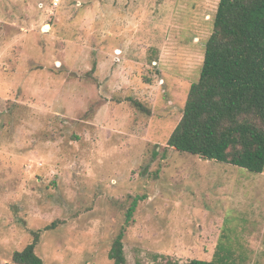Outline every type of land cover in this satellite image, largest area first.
I'll list each match as a JSON object with an SVG mask.
<instances>
[{
    "label": "rangeland",
    "instance_id": "obj_1",
    "mask_svg": "<svg viewBox=\"0 0 264 264\" xmlns=\"http://www.w3.org/2000/svg\"><path fill=\"white\" fill-rule=\"evenodd\" d=\"M219 2L0 0V264L37 232L44 264H114L124 228L126 264H264V173L166 147Z\"/></svg>",
    "mask_w": 264,
    "mask_h": 264
},
{
    "label": "trees",
    "instance_id": "obj_2",
    "mask_svg": "<svg viewBox=\"0 0 264 264\" xmlns=\"http://www.w3.org/2000/svg\"><path fill=\"white\" fill-rule=\"evenodd\" d=\"M166 147L204 161L264 173V0H220L200 79L192 84L183 116ZM136 207L135 202L126 224ZM125 231L111 249L114 264H126ZM38 243L37 232L33 243L13 254V262L44 264L37 254ZM219 248L214 260L189 264H229L233 251ZM157 259H162L157 264H179L168 256Z\"/></svg>",
    "mask_w": 264,
    "mask_h": 264
},
{
    "label": "water",
    "instance_id": "obj_3",
    "mask_svg": "<svg viewBox=\"0 0 264 264\" xmlns=\"http://www.w3.org/2000/svg\"><path fill=\"white\" fill-rule=\"evenodd\" d=\"M45 28L49 29V28H51V25H46Z\"/></svg>",
    "mask_w": 264,
    "mask_h": 264
}]
</instances>
